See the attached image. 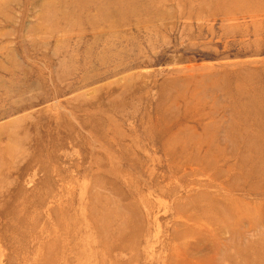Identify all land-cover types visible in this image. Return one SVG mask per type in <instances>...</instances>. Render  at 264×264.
<instances>
[{"label":"rangeland","instance_id":"rangeland-1","mask_svg":"<svg viewBox=\"0 0 264 264\" xmlns=\"http://www.w3.org/2000/svg\"><path fill=\"white\" fill-rule=\"evenodd\" d=\"M0 264H264V0H0Z\"/></svg>","mask_w":264,"mask_h":264}]
</instances>
